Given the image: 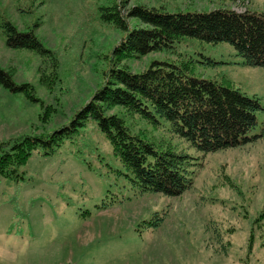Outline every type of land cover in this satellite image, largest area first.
I'll use <instances>...</instances> for the list:
<instances>
[{
    "label": "rangeland",
    "instance_id": "obj_1",
    "mask_svg": "<svg viewBox=\"0 0 264 264\" xmlns=\"http://www.w3.org/2000/svg\"><path fill=\"white\" fill-rule=\"evenodd\" d=\"M115 7H125L124 16L134 7L167 14H264V0H0V68L17 84L32 85L38 99L0 85V146L68 126L114 82L113 70L142 74L153 63L258 98L262 110L248 134L254 140L204 153L170 121L117 106L109 114L119 115L132 135L157 152L189 156L194 186L179 197L142 194L90 120L52 154L43 145L34 150L19 170L24 180L0 175V264H264V219L258 220L264 209V67L247 65L229 43L190 37L118 61L114 50L128 32L104 18ZM126 19L130 31L150 28L139 18ZM7 24L33 31L52 51L57 79L52 59L8 46ZM47 107L56 111L44 123Z\"/></svg>",
    "mask_w": 264,
    "mask_h": 264
},
{
    "label": "trees",
    "instance_id": "obj_2",
    "mask_svg": "<svg viewBox=\"0 0 264 264\" xmlns=\"http://www.w3.org/2000/svg\"><path fill=\"white\" fill-rule=\"evenodd\" d=\"M123 8L108 9V14L104 15L107 21L115 22L128 32L114 50L118 61L173 48L179 39L190 37L213 44L229 43L247 65L264 67V14L228 9L167 14L134 7L124 16ZM126 17L139 18L150 28L130 31ZM6 32L8 46L28 49L52 59L53 78H58L56 57L33 31L22 33L7 24ZM112 75L114 82L99 90L68 126L44 137L23 136L13 144L1 145L0 175L24 180L19 170L28 163L34 150L43 145L49 148L46 154H52L56 146L93 120L108 138L115 156L131 172V180L142 194L179 197L190 190L194 179L188 170L189 156L172 151L157 152L153 145L132 135L119 115L109 114L117 106L152 119L158 115L170 121L179 135L204 153L237 148L254 140L248 134L255 128L257 113L262 110L258 98L212 81L188 77L183 69L168 64L153 63L142 74L115 69ZM44 77L48 76L44 74ZM45 84L51 89L50 80ZM0 85L38 102L32 85L17 84L13 76L1 68ZM55 111L52 107L45 108L42 121L50 122ZM261 219H264V209L258 220Z\"/></svg>",
    "mask_w": 264,
    "mask_h": 264
}]
</instances>
